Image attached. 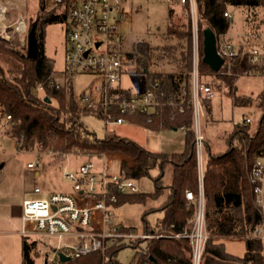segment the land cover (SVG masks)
Returning <instances> with one entry per match:
<instances>
[{
  "label": "trees",
  "instance_id": "obj_1",
  "mask_svg": "<svg viewBox=\"0 0 264 264\" xmlns=\"http://www.w3.org/2000/svg\"><path fill=\"white\" fill-rule=\"evenodd\" d=\"M40 4L42 5V0ZM228 7L247 9V19L260 16L254 32L259 36L264 30V0H197L198 79L200 85H208L210 90L209 94L199 91L205 114L212 117V87L218 90L221 85L234 107L255 106L260 112L253 129L249 123L234 126L225 138L224 151L212 153L208 143L204 144L207 161L202 179V192L206 229L225 238L244 235L260 222L249 174L255 160L264 159V72L259 70L256 74L263 78V88L255 99L235 94L236 79L247 75L246 72L251 68L249 46H237L236 56L224 58L217 72H213L201 61L204 30L202 23L213 31L218 46L231 24L224 17ZM182 9L188 13L186 7ZM172 14L173 11H170L169 15ZM64 19V15H54L53 12H46L38 17L33 25L37 46L36 57L33 59L28 58L26 46L0 38V60L11 65L5 68L0 64V121L7 126L6 134L15 140L17 151L38 150L58 158L68 154L85 155L87 159H99L106 153L121 155V174L134 181L150 178L154 190L149 194L119 193L114 190L111 193L115 195L116 203L107 201L108 205L114 208L129 202L145 206L162 199L158 210L162 212L163 218L157 220L155 225L170 232H182L194 213L193 205L186 201L184 193L191 191L195 197L198 196L191 80L192 32L189 16H186V22H182L180 16L176 17L167 26L168 37L178 41L175 48L137 42L132 51L124 55L127 61L133 60L137 63L138 73L145 74V89L157 85L154 92L158 106L150 116L129 113L122 117L149 132L183 130L184 150L171 155L147 150L135 141L112 131H106L102 138H97L88 131L80 121L82 116L92 115L102 120L103 117L99 110H91L79 104V99L72 92L69 74L64 75L62 85L45 86L42 90L43 97L36 94L38 85L53 76L54 63L46 56L44 50V29L47 24L63 22ZM31 27L29 24L28 31ZM179 45L185 46V50L182 49L176 55L174 49ZM164 57L176 62L179 70L168 73L147 72L152 58L160 61ZM203 77H209L216 84L211 86L209 82L203 81ZM7 116L10 119H7ZM119 116L120 114L114 111V117ZM209 121L213 119L206 120ZM154 170H157V174L152 176L151 172ZM152 211L153 209H150L143 214L144 229L151 228L145 216ZM120 227L122 231L136 229ZM222 239L206 242L201 264H262L261 244L258 241L246 240L244 255L237 258L225 251ZM140 243L143 241L108 242L103 254L92 253L62 264H121L117 256L125 247L135 250L130 264H191L190 246L185 238L151 239L145 244V253L138 250ZM36 244V241L22 237L21 264H34L36 257L33 259L31 254H36Z\"/></svg>",
  "mask_w": 264,
  "mask_h": 264
},
{
  "label": "built area",
  "instance_id": "obj_2",
  "mask_svg": "<svg viewBox=\"0 0 264 264\" xmlns=\"http://www.w3.org/2000/svg\"><path fill=\"white\" fill-rule=\"evenodd\" d=\"M128 0H42L45 10L54 15H64L65 51L63 73H85L95 77L96 82L79 97V104L91 110H99L106 123L121 124L126 120L122 115L140 113L150 116L158 102L155 96L157 85L143 92H131L121 86V77L125 73L127 60L120 52V26L126 18L124 4ZM169 4L186 7L192 23V103L193 129L196 152L198 196L185 191L184 196L193 205L194 213L182 232H170L155 226L150 229H130L122 231L112 222V206L119 193H136L138 187L134 180L126 179L120 172L121 155L106 153L97 164L93 159L82 161L75 173L64 174L71 184V193H51L44 195L40 188L34 187L30 196L21 206V228L19 234L37 243L44 237L55 238V247H46L40 264H62L59 255L77 259L92 253L103 254L108 242L140 243L142 253L146 252V242L151 239L172 237L185 238L189 242L191 264H201L205 244L209 240L222 239L206 229L202 179L206 161L203 158L204 142L200 131L201 105L199 91L209 94L208 85H200L198 79L197 45V0H165ZM16 10L12 0H0V38L10 41L26 34L27 23L24 16H18L14 23L5 22V16ZM17 11V10H16ZM224 17L231 22V14L226 11ZM264 36V30L261 38ZM248 49L251 68L247 75L254 76L259 70L264 72V40ZM217 53L224 58H233L237 47L225 37L216 46ZM62 85L54 76L40 83L45 86ZM127 93V94H126ZM211 96V95H209ZM114 111L120 114L114 117ZM10 119L9 116L6 117ZM250 123L249 118L233 121L234 126ZM33 168L32 164L28 165ZM249 180L254 203L260 215V222L251 231L241 237L246 241H258L261 244V260L264 264V159L257 158L253 163ZM173 226L171 225V228ZM64 240V241H63Z\"/></svg>",
  "mask_w": 264,
  "mask_h": 264
},
{
  "label": "rangeland",
  "instance_id": "obj_3",
  "mask_svg": "<svg viewBox=\"0 0 264 264\" xmlns=\"http://www.w3.org/2000/svg\"><path fill=\"white\" fill-rule=\"evenodd\" d=\"M16 10L10 11L5 16V22L14 23L18 16H24L27 23L26 34H21L10 41L26 46L28 26H33L40 15L48 12L45 5L40 4V0H12ZM44 7V8H43ZM126 18L120 26L121 43L120 52L125 55L132 51L137 42H145L151 46H175L178 44L175 38L168 37L167 26L176 17H181L182 22H186L189 16L192 32V23L189 12L182 7L169 4L165 0H128L124 4ZM44 9V10H43ZM170 11L173 14L170 16ZM231 14V24L225 38L230 40L234 46H252L260 40L261 33L257 36L255 28L258 25L259 17H249L248 11L243 7H228ZM264 18V10L262 12ZM206 28L205 23H202ZM198 38V37H197ZM264 40L262 36L261 41ZM193 36L190 43L191 54L193 56ZM198 45V39H197ZM184 49L180 45L174 49L176 55ZM44 50L47 57L53 61V76L61 84L64 83L63 59L65 51L64 22L49 23L44 29ZM147 72H173L178 71V64L170 59L163 58L156 60L152 58ZM0 64L5 68L10 67V63L0 60ZM138 65L135 61H127L125 73L121 77L122 87L131 92H139L145 89V74L137 72ZM71 89L79 99L83 92H86L96 82L95 77L85 73L69 74ZM192 77V76H191ZM192 80V79H191ZM203 81L209 82L211 86L216 83L209 77H203ZM236 96H247L255 99L263 88V78L254 75H242L235 81ZM213 91L211 104V118L205 114L201 106L200 131L207 142L212 153L224 151L225 138L234 129L233 121H242L249 118L250 127L253 129L259 117V110L255 106L234 107L231 98L226 94V90L220 86ZM39 97H43L42 91L36 90ZM201 105V102H200ZM213 121L206 122V120ZM81 123L88 131L97 138H102L106 131L115 132L117 135H124L125 138L134 139L147 150L162 152L166 154L180 153L184 150L185 132L178 130H163L160 132L145 131L142 127L125 121L121 124L106 123L95 116L84 115L80 118ZM7 126L0 121V264H21V228L20 214L22 202L29 197L34 187L41 189L44 195L51 193H71V184L64 178V174L76 172L79 164L88 157L85 155L68 154L64 157H54L52 154L40 153L38 150L17 151L15 140L6 134ZM119 135V136H120ZM130 139V140H131ZM204 161H207V154L203 150ZM97 164L98 158L91 157ZM100 159V158H99ZM32 164L34 167L29 168ZM157 174V170L151 172L152 176ZM138 192L149 194L154 190L153 182L150 178H141L135 181ZM162 199L143 206L138 203L125 202L112 209V222L124 227H134L143 230V214L145 211L153 209L145 216L146 222L151 228L155 227L156 221L163 218V214L158 210ZM20 210V212H19ZM64 241V240H63ZM55 238L44 237L36 244V254L31 257L34 264H40L42 255L46 247L58 245ZM225 251L237 258H241L245 252V240L241 236L226 237L221 241ZM135 250L125 247L118 253V260L121 264H130Z\"/></svg>",
  "mask_w": 264,
  "mask_h": 264
},
{
  "label": "water",
  "instance_id": "obj_4",
  "mask_svg": "<svg viewBox=\"0 0 264 264\" xmlns=\"http://www.w3.org/2000/svg\"><path fill=\"white\" fill-rule=\"evenodd\" d=\"M26 48L28 58L36 57V40L35 27L32 26L27 33ZM201 61L206 64L213 72H217L223 64V58L217 53L216 40L213 31L210 28H205L202 31V58ZM46 101H48L46 99ZM60 261L65 263L70 261L69 257L62 254L59 255Z\"/></svg>",
  "mask_w": 264,
  "mask_h": 264
},
{
  "label": "crops",
  "instance_id": "obj_5",
  "mask_svg": "<svg viewBox=\"0 0 264 264\" xmlns=\"http://www.w3.org/2000/svg\"><path fill=\"white\" fill-rule=\"evenodd\" d=\"M91 87H93V86H91ZM90 87V88H91ZM145 90V89H144ZM144 90H142V91H139V92H143ZM146 131V130H145ZM120 135V134H119ZM121 137H126V136H124V135H120ZM129 138V137H128ZM131 139V138H130ZM131 140H133V141H135L137 144H139L141 147H143V148H145L144 146H142V144H140L139 142H137L136 140H134V139H131ZM146 149V148H145ZM122 157V156H121ZM125 158V157H124ZM122 159H123V157H122ZM126 160H129V159H126ZM130 161V160H129ZM20 210H21V208H20ZM20 210H19V212H20ZM20 216V215H19Z\"/></svg>",
  "mask_w": 264,
  "mask_h": 264
}]
</instances>
